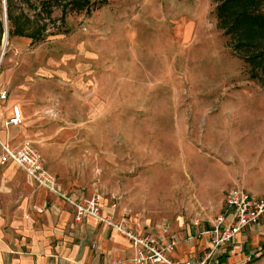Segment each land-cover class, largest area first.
<instances>
[{"label":"rangeland","instance_id":"rangeland-1","mask_svg":"<svg viewBox=\"0 0 264 264\" xmlns=\"http://www.w3.org/2000/svg\"><path fill=\"white\" fill-rule=\"evenodd\" d=\"M220 1L10 0L27 34L3 48L0 0V86L39 98L30 138L63 187L171 228L207 229L235 183L264 194V66L218 26ZM8 184L22 204L25 177Z\"/></svg>","mask_w":264,"mask_h":264},{"label":"crops","instance_id":"crops-1","mask_svg":"<svg viewBox=\"0 0 264 264\" xmlns=\"http://www.w3.org/2000/svg\"><path fill=\"white\" fill-rule=\"evenodd\" d=\"M0 88L1 92L7 88V84L4 83ZM37 100L39 98L30 95L28 90L11 91L6 93L5 98H0L1 142L18 147L24 140H30L39 149L37 143L30 138L38 134L35 125L39 113ZM12 105L19 106V124L6 123L12 113ZM14 164L13 161L0 164V264H108L112 261L124 264L134 256L135 249L124 236L92 217L76 221L71 204L39 185ZM13 176L26 179L27 199L22 204L8 201V191L11 189L8 182ZM57 183L61 192L74 200L90 197L83 196L76 189L63 187L58 181ZM99 199L102 213L119 220L120 214L115 208V201L105 206L102 199ZM113 204L115 207H112ZM136 221L128 218L129 226H134L138 223ZM139 221L145 230L157 232L162 227ZM203 229H206L205 226H194L193 222L190 226H172L177 243L171 256L193 262L201 260L208 246V237L198 235ZM262 255L264 218L255 226L237 234L232 242L222 246L218 258L220 264H250L252 259ZM257 264H264V261Z\"/></svg>","mask_w":264,"mask_h":264},{"label":"built area","instance_id":"built-area-1","mask_svg":"<svg viewBox=\"0 0 264 264\" xmlns=\"http://www.w3.org/2000/svg\"><path fill=\"white\" fill-rule=\"evenodd\" d=\"M5 96L6 91H1L0 98ZM11 111L6 123L19 124L21 121L19 106L12 105ZM8 161L20 165L39 185L71 204L75 210L76 221L92 217L124 236L135 249L134 256L124 264H220L218 258L220 248L232 242L237 234L255 226L264 218V196L253 194L245 188V185L235 183L225 195L223 212L214 218L207 229L198 232V235L208 237V246L203 258L196 262L179 260L170 254L177 240L169 226H162L157 232L145 230L140 223L129 226L126 216L114 220L112 215L103 214L98 196L74 200L61 192L57 180L46 169L40 150L32 141L24 140L18 147H11L0 141V164ZM112 207L115 205L113 204ZM193 225L198 226L199 222L194 221ZM108 264H122V262L112 261Z\"/></svg>","mask_w":264,"mask_h":264},{"label":"trees","instance_id":"trees-1","mask_svg":"<svg viewBox=\"0 0 264 264\" xmlns=\"http://www.w3.org/2000/svg\"><path fill=\"white\" fill-rule=\"evenodd\" d=\"M88 5V0H84ZM263 0H221L216 5L217 24L228 34L235 47H254L255 52L249 55L250 61L264 66V12L259 9ZM7 18L9 35H25L23 27H13V16L10 0H7ZM3 32V29H2ZM31 35V34H28ZM263 73V68H261Z\"/></svg>","mask_w":264,"mask_h":264},{"label":"water","instance_id":"water-1","mask_svg":"<svg viewBox=\"0 0 264 264\" xmlns=\"http://www.w3.org/2000/svg\"><path fill=\"white\" fill-rule=\"evenodd\" d=\"M4 12H5V20H6V5H5V0H4ZM8 34V28H7V23H5V30L3 32V36H7ZM6 38V37H5ZM5 44H3V48H4ZM3 53V52H2Z\"/></svg>","mask_w":264,"mask_h":264},{"label":"bare ground","instance_id":"bare-ground-1","mask_svg":"<svg viewBox=\"0 0 264 264\" xmlns=\"http://www.w3.org/2000/svg\"><path fill=\"white\" fill-rule=\"evenodd\" d=\"M8 35V34H7ZM5 36V35H4ZM4 36H3V38H4ZM6 38H4L5 40H4V44H6V42H7V36H5Z\"/></svg>","mask_w":264,"mask_h":264}]
</instances>
